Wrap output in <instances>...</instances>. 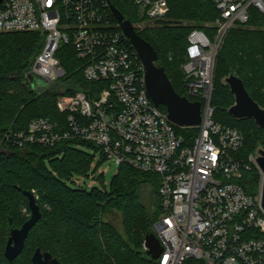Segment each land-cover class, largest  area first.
Here are the masks:
<instances>
[{
  "label": "built area",
  "instance_id": "obj_1",
  "mask_svg": "<svg viewBox=\"0 0 264 264\" xmlns=\"http://www.w3.org/2000/svg\"><path fill=\"white\" fill-rule=\"evenodd\" d=\"M212 1L219 14L215 32L210 36L190 31L182 66L189 96L202 102L201 122L190 146L183 144L166 112L147 97L143 66L112 21L109 0L0 1V34L43 36V47L26 72L27 82L30 76L57 85L65 72L55 55L64 45H71L83 62L85 81L108 82L92 98L81 92L57 97L65 127L33 120L25 131L0 133V149L80 140L94 145L117 167L125 163L158 175L160 215L151 228L161 247L157 264H264L260 189L251 196L239 183L249 164L255 165L254 156L247 163L237 157L243 136L215 124L210 106L214 63L224 37L249 21V9L264 15V0ZM129 2L149 21L164 18L168 11L166 0ZM142 248L146 253L144 243Z\"/></svg>",
  "mask_w": 264,
  "mask_h": 264
},
{
  "label": "trees",
  "instance_id": "obj_2",
  "mask_svg": "<svg viewBox=\"0 0 264 264\" xmlns=\"http://www.w3.org/2000/svg\"><path fill=\"white\" fill-rule=\"evenodd\" d=\"M109 2L135 28L137 23L149 21L141 17L140 10L129 0ZM166 2L168 11L164 18L152 20V25L135 32L156 52L157 63L174 91L191 102L201 101L189 96L182 70L187 36L194 29L213 35L215 27L205 24L215 23L218 11L212 0ZM112 21L115 23L113 18ZM43 43L39 32L0 34L1 134L25 131L36 119H48L65 127L66 116L56 107L59 95L81 92L92 98L108 86L106 81H85L83 62L71 45H64L55 55L65 72L55 85L61 88H32L25 75ZM231 74L243 82L249 96L264 108V15L253 8L249 9V21L231 29L222 41L214 63L210 101L213 122L243 136L237 157L247 163L258 147L264 148V130L252 121H236L229 116L234 98L222 81ZM159 109L165 112L164 107ZM174 129L185 146H190L197 134L196 128ZM83 148L99 153L94 145L80 140H63L52 147L32 144L0 149V264H32L37 248L51 254L60 264H157L146 256L142 247L160 215L158 175L136 171L124 163L107 188L86 190L77 181L89 177L93 155ZM100 157L106 159L102 154ZM249 166L250 171L239 183L246 194L256 196L261 175L255 165ZM143 185L152 189L153 219L139 194ZM23 192L36 194L41 217L30 230L20 255L10 262L4 257L9 233L21 228L30 217ZM110 210L120 215V231L104 221Z\"/></svg>",
  "mask_w": 264,
  "mask_h": 264
},
{
  "label": "water",
  "instance_id": "obj_3",
  "mask_svg": "<svg viewBox=\"0 0 264 264\" xmlns=\"http://www.w3.org/2000/svg\"><path fill=\"white\" fill-rule=\"evenodd\" d=\"M1 1V0H0ZM112 15L120 30L130 42L144 69V85L146 95L155 107H164L168 121L178 128H196L201 122V103L191 102L186 97L179 96L171 86L164 69L157 64V54L149 43L140 38L132 23L112 5ZM31 84L34 78H29ZM222 83L228 87L234 98V104L228 109V114L236 121H252L259 129L264 130V108L260 107L247 93L243 82L234 75L224 78ZM254 164L261 175L260 193L261 207L264 210V148L258 147L254 152ZM28 201L29 219L19 229L9 233L4 257L13 261L22 252L30 230L39 221L41 214L34 192H23ZM146 256L156 261L161 253V247L155 236L150 233L144 239ZM32 264H60L51 254L37 248L31 258Z\"/></svg>",
  "mask_w": 264,
  "mask_h": 264
},
{
  "label": "rangeland",
  "instance_id": "obj_4",
  "mask_svg": "<svg viewBox=\"0 0 264 264\" xmlns=\"http://www.w3.org/2000/svg\"><path fill=\"white\" fill-rule=\"evenodd\" d=\"M151 23V24H150ZM152 25L151 21L148 22H142L140 23L139 26L134 27V30L136 29L137 31H142L145 27H148L147 25ZM206 27H214V23H207L205 24ZM236 28V27H235ZM158 64V63H157ZM30 78V76H29ZM32 88H40V89H46V88H53V89H59L61 88L59 85L58 86H52L47 84L46 82L42 80H34V82L31 84L30 80H28ZM51 88V89H52ZM84 151L89 152L90 154L93 155V160L91 164V169L89 173V177L87 178H79L77 181L78 186L90 190L94 187L96 188H107L109 186V183L114 175L117 174L118 167L115 165L113 160H102L100 157V154L98 152H95L91 148H83ZM98 178H101V182L98 181ZM140 196L142 203L146 207V210L149 214V216L153 219L154 216L151 214L152 211L155 208V200L154 196L152 194V189L150 188L149 185H143L140 188ZM23 214L26 216V212L23 211ZM104 221L107 223H110L113 225L117 230L120 231V215L114 211L110 210L108 214L104 217ZM187 264H198L195 261L188 262Z\"/></svg>",
  "mask_w": 264,
  "mask_h": 264
}]
</instances>
